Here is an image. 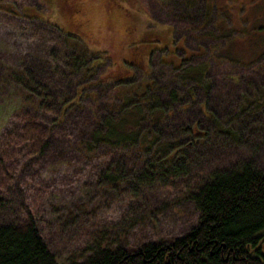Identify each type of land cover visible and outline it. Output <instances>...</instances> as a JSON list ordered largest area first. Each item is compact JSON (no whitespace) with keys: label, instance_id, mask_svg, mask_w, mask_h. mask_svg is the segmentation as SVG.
<instances>
[{"label":"trees","instance_id":"obj_1","mask_svg":"<svg viewBox=\"0 0 264 264\" xmlns=\"http://www.w3.org/2000/svg\"><path fill=\"white\" fill-rule=\"evenodd\" d=\"M206 1L144 0L136 9L119 2L127 21L144 16L142 39L126 46L123 69L135 66L136 55L160 57L139 82L126 70L118 79L106 76L107 50L87 39L92 30L68 26L59 4L67 29L41 20L35 9L50 13L42 0L2 10L20 38L17 48L6 49L0 35V264H264V168L250 159L220 166L210 147L241 146L244 130L264 128V108L251 113L243 103L244 95L260 93L263 72L218 47L238 38L261 49L264 36L244 32L254 7L239 12L235 28L227 25L234 18ZM178 41L180 55L167 54ZM72 164L82 166L66 170ZM69 177L144 204L147 216V196L160 189L173 207L191 203L196 219L172 237L151 232L132 245L127 234L146 222L139 218L105 246L97 242L89 254L60 262L40 222L57 215L54 200L63 193L59 185L74 181Z\"/></svg>","mask_w":264,"mask_h":264},{"label":"rangeland","instance_id":"obj_2","mask_svg":"<svg viewBox=\"0 0 264 264\" xmlns=\"http://www.w3.org/2000/svg\"><path fill=\"white\" fill-rule=\"evenodd\" d=\"M112 1L113 3H111V0H70L68 4H65L66 0H48V6L46 7L50 9L51 14L41 7L36 13L42 18L41 20H48L50 23L57 24L63 29H67V27L63 26L61 18L57 16L59 14L57 8L59 4L60 12L64 15V19L68 26L76 31L82 29L85 34L89 33L88 29L92 30L90 32L91 36H88L87 39L91 44H98L101 46L100 48L107 50L106 53L108 52L110 57L108 62H112L110 64L112 68L108 67L109 64L106 63L107 66H105L104 70L106 72L108 68L106 76L114 79H118L116 77L121 78L122 71L120 72V70H123V74H126V71L133 73L136 82L142 79L146 80L148 75L145 73L150 70H152V72L154 71L153 69L157 67L156 61L159 62L160 57H158L157 53H154L153 55H149L147 60H145L141 55H136L134 56V59H136L135 66L130 63L131 67H124L123 69L124 59L130 58L126 46L142 39V22H144V16L135 18V21H127V18L122 16L123 12L119 5V2H122L124 6L129 5L131 8L136 9L135 6L140 7L141 4L144 6L145 2L144 0H134L132 5L131 2L127 0ZM214 1L215 3H213L212 0H207L206 3L210 2L212 6L216 5L219 9L223 10L221 11L223 16L228 19L232 20V18H234V23L227 25L234 26L235 28L241 26V16L239 12H241L243 8L247 9L249 5V8L254 7L255 9L250 13L252 18L246 17V28L244 32H252L256 35L264 36V0H242V2L241 0H225V5L223 4L224 0ZM29 2H31V0H0V35L3 34L2 38L6 49L17 48L18 45L16 44V40L20 38V28H18L17 25L13 28V22L8 20L7 16L1 12L11 3L12 5L9 6L10 11L14 10L17 12V10H22L21 7L18 9L21 4H26L27 6ZM76 3L79 13H76L74 15L76 18H74L71 16V12L76 10ZM111 5L113 6V13H109V7ZM84 11H86L85 16L88 17H82L81 19L77 17L80 16V14L82 15ZM56 12H58V14H56ZM124 16L127 17V15ZM10 17H12V15H10ZM129 24L130 26L137 25V30H134ZM133 30L134 32H132ZM236 31L238 33L237 36L242 38L241 30ZM259 40H264V37ZM12 41L14 42L12 43ZM0 42L2 43V39H0ZM232 42L223 46L218 45V47L227 50L231 49L233 51L232 55H238L244 68L246 65L248 66L246 69L249 70H251L252 67L253 69L258 67L259 72H263L262 74L264 75V66L258 63V60L264 57V47L259 49V46H255L254 40H240L236 38V40ZM249 43L251 44L250 48L248 47ZM170 44L167 54L174 51L175 54L180 55L181 52L179 53L175 50L176 46L180 48L179 41L175 43V47L174 44ZM27 50L28 48L24 52H27ZM160 56L163 57L164 60H174L176 63L180 62V58L174 55L167 56L163 54ZM151 60H153L154 64H151ZM261 64L263 65L264 63L262 62ZM242 66H239V68L242 69ZM220 73H222V71ZM248 73L252 74L249 71ZM114 102L118 103L119 100L114 97ZM243 103L246 107L250 108L249 111L251 113L258 110L259 107L262 108L259 113H263L264 86H260V93L254 92L253 94L244 95ZM3 123L4 120L0 117V127ZM245 131L246 130H244L245 142L241 140V146H233V144L231 145L228 143H226L225 146H221V144L218 146H210L215 156L212 162H217L220 166H225L233 161L238 164L244 159H250L256 166L264 168V128L251 134ZM204 151L206 152L204 157H208L210 152H212L209 146H205ZM80 166H82V164H72L69 168L65 169L73 171L74 168ZM213 168L219 169L220 167L214 165ZM66 170L57 169L58 175H64ZM74 178L75 177H69V181H73ZM88 184V180H74L72 183H62L59 185L63 189V193H61L59 198H55L54 200V206L57 207V215L52 217L49 214L45 220L40 222L42 232L52 249L57 253L60 262L67 263L70 262L71 259L89 254L90 251L100 243H103V246H105L106 243H109V240H113L112 235L120 232L125 233L128 227L136 223L135 221L139 218L146 219V222L141 224L143 220L137 221L139 223L135 224V231L134 229L131 230L132 235L127 234V238L132 245H134L135 240L142 241L145 237L149 236L151 232H155V235L160 239L167 235L172 237L176 235L175 232L181 224L184 223L180 226L179 231H184L189 227L190 222L196 219V212L191 203L182 209L173 207V198L168 194H165L163 197V192L160 191V189L154 190L153 193L147 196V202L149 203L146 210L148 212L146 214H149L152 209L150 215L147 216L141 215L142 211H144V204L129 203L126 199H115L110 197L105 190L96 189L94 186L89 189V187H86ZM156 194L158 195L155 200ZM103 195H107V197ZM162 199L167 202H161ZM165 203L168 209H166ZM155 216L158 217L155 218ZM149 217H152V220H148ZM97 242L98 244H96Z\"/></svg>","mask_w":264,"mask_h":264},{"label":"flooded vegetation","instance_id":"obj_3","mask_svg":"<svg viewBox=\"0 0 264 264\" xmlns=\"http://www.w3.org/2000/svg\"><path fill=\"white\" fill-rule=\"evenodd\" d=\"M42 1H43V3H46V5L48 6V4H47L48 0H42ZM50 1H51V0H50ZM69 1H70V0H66V3H65V4H68ZM72 1H73V0H72ZM53 2H54V1H53ZM73 5H74V3H73ZM75 6H76V10L73 11V12H71V16L74 17V18H76L74 15H75L76 13H79V12H78L79 9H78V5H77V3L75 4ZM35 11L38 12L39 10H38V9H35ZM85 14H86V11H84V12L82 13V15L80 14V16H77V17H79V18L81 19L82 17H85Z\"/></svg>","mask_w":264,"mask_h":264}]
</instances>
